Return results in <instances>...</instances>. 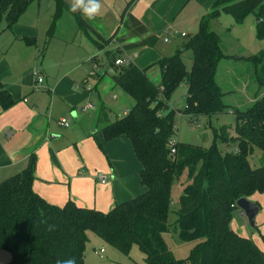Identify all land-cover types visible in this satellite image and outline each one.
Segmentation results:
<instances>
[{
    "label": "trees",
    "instance_id": "obj_1",
    "mask_svg": "<svg viewBox=\"0 0 264 264\" xmlns=\"http://www.w3.org/2000/svg\"><path fill=\"white\" fill-rule=\"evenodd\" d=\"M31 1L0 0V22L4 19L10 27ZM55 1L57 17L63 0ZM222 13L231 15L236 23L253 15L257 38L264 40V0H215L201 17L197 32L174 54L156 62L161 70L159 83L148 76L147 68L132 62L116 65L113 60L114 83L132 98L133 105L101 131L106 140L121 135L130 139L142 165L140 179L145 192L117 203L108 212L79 206L73 200L58 206L34 191L32 155L24 169L0 183V249L10 253L6 264H56L71 257L76 264H85L90 231L126 254L137 245L146 264H264V252L253 239L231 226L237 201L264 193V92L256 94L245 110L224 102L217 71L220 62L231 56L224 52L215 29ZM76 16L82 29L94 33L100 48L114 39L115 35L103 38L80 12ZM129 24L137 33L145 32L136 19L130 18ZM155 43L156 38L149 36L127 48L135 50ZM188 50L192 51L190 70L183 60ZM239 58L254 65L257 82L264 88V50ZM182 82L187 84L182 113L193 118L211 117L230 109L235 114V136H229L223 125L215 130L211 146L175 142L176 152H172L175 118L181 111L170 107L169 98ZM0 102L3 107L13 103L1 87ZM218 140L234 142L235 150L223 152ZM255 148L262 151L263 161L252 167L249 156ZM174 181L184 188L174 210L173 227L181 241L196 242L184 259L174 256L164 238L171 228L168 217Z\"/></svg>",
    "mask_w": 264,
    "mask_h": 264
},
{
    "label": "crops",
    "instance_id": "obj_2",
    "mask_svg": "<svg viewBox=\"0 0 264 264\" xmlns=\"http://www.w3.org/2000/svg\"><path fill=\"white\" fill-rule=\"evenodd\" d=\"M101 2L100 16L82 17L103 38L115 35L103 48L94 33L80 27L77 12L70 11V0H63L57 17L55 0H33L10 27L4 19L0 22V87L13 101L8 107L0 102V183L24 169L33 155V189L42 198L58 206L73 200L108 212L146 190L130 139L121 135L106 140L101 131L133 105L132 98L114 83L113 60L130 58L159 83L161 70L151 76V66L162 56L174 54L197 32L201 17L215 0ZM130 18L141 23L145 32L137 33ZM170 34L176 39L172 41ZM149 36L156 38L154 45L127 48ZM108 62L109 70H103ZM95 65L97 74L90 78ZM36 71L44 76L40 87H36ZM108 96L114 101L123 96L129 106L121 111L111 102L107 107L102 98ZM254 100L253 96L250 101ZM61 118L69 125L60 124ZM248 199L259 207L255 218L259 236L252 238L264 252V193ZM231 226L245 234V227L233 219ZM94 248L95 253L101 248L106 251L103 246ZM9 260L10 253L0 249V264Z\"/></svg>",
    "mask_w": 264,
    "mask_h": 264
},
{
    "label": "rangeland",
    "instance_id": "obj_3",
    "mask_svg": "<svg viewBox=\"0 0 264 264\" xmlns=\"http://www.w3.org/2000/svg\"><path fill=\"white\" fill-rule=\"evenodd\" d=\"M220 36L221 44L224 52L230 55V58L223 59L218 67L217 81L224 92V102L230 107L240 109H247L253 102L251 98L255 99V95H261L264 88L259 86L255 67L252 63L245 59H240V56H250L264 50V40L257 38V22L253 15L247 16L242 23H236L233 17L229 14L222 13L217 21L215 27ZM173 41L176 39L173 35H167ZM180 44H178L179 46ZM170 46V45H169ZM173 54V53H172ZM113 56L111 53L109 59ZM183 60L188 70L192 67V51L188 50L183 54ZM104 66L103 70H109ZM152 71H159L157 64L151 66ZM186 83L182 82L171 93L169 103L174 109L180 110L181 113L185 110L187 91L185 88ZM126 94V93H125ZM123 96L116 101L108 96L102 98L104 105L109 107L111 102H114V108L123 111L127 108L128 102L122 100ZM131 98V97H129ZM120 111V112H121ZM235 114L230 109L224 112L213 115L211 117L200 116L193 118L191 115L182 113L177 114L175 118V134L173 140L179 144H193L203 147L212 145L215 139V130L221 126H227L228 135L235 136ZM217 145L223 152L234 151L236 144L232 141L229 143L221 140L217 141ZM262 151L255 148L252 155L249 156V161L252 167L261 165ZM184 180V179H183ZM184 185L179 181H174L171 191V205L168 217V223L171 228L170 231L164 234V238L169 249L173 252L174 256L178 259H184L189 256L190 250L195 245V241L183 242L179 239L177 232L173 227L176 220L175 209L179 207V197L183 193ZM233 220L236 221L239 227H245L246 237L253 239L254 235L259 236V231L256 226H251L245 215H240L239 210H234ZM89 240L85 250V264H146L145 255L137 245H134L129 254L119 251L114 246L103 241L99 236L93 232L88 233ZM103 246L105 253L100 256L95 253V248L100 249Z\"/></svg>",
    "mask_w": 264,
    "mask_h": 264
},
{
    "label": "clouds",
    "instance_id": "obj_4",
    "mask_svg": "<svg viewBox=\"0 0 264 264\" xmlns=\"http://www.w3.org/2000/svg\"><path fill=\"white\" fill-rule=\"evenodd\" d=\"M101 0H70V11L80 12L88 19H95L102 14ZM56 264H76L75 257L57 260Z\"/></svg>",
    "mask_w": 264,
    "mask_h": 264
},
{
    "label": "built area",
    "instance_id": "obj_5",
    "mask_svg": "<svg viewBox=\"0 0 264 264\" xmlns=\"http://www.w3.org/2000/svg\"><path fill=\"white\" fill-rule=\"evenodd\" d=\"M182 35L185 36L184 33ZM165 41H168V38H166ZM130 62H131L130 58H117L115 60V64L116 65H128ZM97 71H98V68L95 65L94 69H92L89 72V77L91 78V77L96 76ZM43 82H44V76L36 71V87L42 86ZM87 87H88L89 90H91L90 86H87ZM59 123L62 124V125H65V126L69 125V123L64 118H61L59 120ZM170 146L172 148V152L175 153L176 152V148H175V141L174 140H172L170 142ZM96 253L99 254L100 256H102V254L104 253V249L101 248L100 250L96 251Z\"/></svg>",
    "mask_w": 264,
    "mask_h": 264
},
{
    "label": "water",
    "instance_id": "obj_6",
    "mask_svg": "<svg viewBox=\"0 0 264 264\" xmlns=\"http://www.w3.org/2000/svg\"><path fill=\"white\" fill-rule=\"evenodd\" d=\"M236 205L240 209V212L247 217L249 224L255 226V218L259 212L258 205L246 197L240 198Z\"/></svg>",
    "mask_w": 264,
    "mask_h": 264
}]
</instances>
